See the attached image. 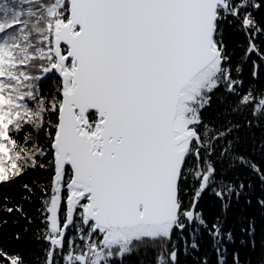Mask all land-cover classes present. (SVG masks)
Instances as JSON below:
<instances>
[{
    "label": "snow or ice",
    "instance_id": "obj_1",
    "mask_svg": "<svg viewBox=\"0 0 264 264\" xmlns=\"http://www.w3.org/2000/svg\"><path fill=\"white\" fill-rule=\"evenodd\" d=\"M38 169L42 255L0 240V264H242L264 216V0H0V193Z\"/></svg>",
    "mask_w": 264,
    "mask_h": 264
},
{
    "label": "trees",
    "instance_id": "obj_2",
    "mask_svg": "<svg viewBox=\"0 0 264 264\" xmlns=\"http://www.w3.org/2000/svg\"><path fill=\"white\" fill-rule=\"evenodd\" d=\"M230 42L233 46L240 42V38L237 36H231ZM56 79H51L46 82L44 91L47 93L55 87ZM216 102H213V108L208 110V115H213ZM256 136L261 135L260 129H254ZM47 173L43 170H35L25 176V178L18 185H14L7 189L5 192L0 193V198L8 196L11 203L9 206L20 205L25 216H22L18 212L12 214L0 213V221L7 220V224H0V240L7 242L10 248L22 251L29 258H36L42 255L41 248L42 244L35 239V235L38 231L37 228L28 225L27 220L33 221V225L36 224L37 212L36 209L39 207V201L36 197L39 195L38 192L29 193L23 188V184H33L34 182H44ZM27 197V199H26ZM205 210L208 212H216L218 209L208 207L206 204ZM251 214L255 216L257 221V230L255 233V247L253 248L249 241L246 245H240L239 241L234 246L240 251L242 264H264V216L261 215L258 209H251ZM236 213L233 211L232 216L235 217ZM231 226V225H230ZM25 228L29 230L25 232ZM19 233L21 240L16 241L13 237ZM195 255V254H193ZM154 254L140 250L134 252L132 255L125 257L124 264H154ZM182 264H195L192 256H184L181 253Z\"/></svg>",
    "mask_w": 264,
    "mask_h": 264
}]
</instances>
